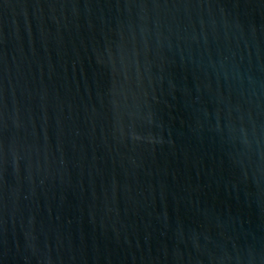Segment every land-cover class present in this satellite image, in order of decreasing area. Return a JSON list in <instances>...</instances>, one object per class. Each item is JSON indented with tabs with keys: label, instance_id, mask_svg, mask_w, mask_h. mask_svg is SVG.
<instances>
[{
	"label": "water",
	"instance_id": "water-1",
	"mask_svg": "<svg viewBox=\"0 0 264 264\" xmlns=\"http://www.w3.org/2000/svg\"><path fill=\"white\" fill-rule=\"evenodd\" d=\"M0 264H264V0H0Z\"/></svg>",
	"mask_w": 264,
	"mask_h": 264
}]
</instances>
